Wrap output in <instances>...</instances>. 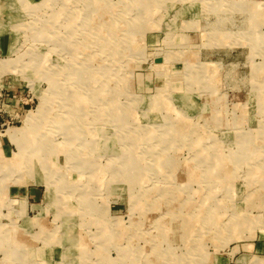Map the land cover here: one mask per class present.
<instances>
[{
  "label": "rangeland",
  "instance_id": "1",
  "mask_svg": "<svg viewBox=\"0 0 264 264\" xmlns=\"http://www.w3.org/2000/svg\"><path fill=\"white\" fill-rule=\"evenodd\" d=\"M0 85V264H264V0H0Z\"/></svg>",
  "mask_w": 264,
  "mask_h": 264
},
{
  "label": "built area",
  "instance_id": "2",
  "mask_svg": "<svg viewBox=\"0 0 264 264\" xmlns=\"http://www.w3.org/2000/svg\"><path fill=\"white\" fill-rule=\"evenodd\" d=\"M5 94V88L0 85V118L2 117L3 120H5L2 125L6 124V116L10 117L8 123L11 122H19L21 120L20 112L23 111L24 108H18L17 106H14L13 99L10 97V95ZM23 107L25 104H28L27 102L23 101ZM6 114V116H4Z\"/></svg>",
  "mask_w": 264,
  "mask_h": 264
},
{
  "label": "bare ground",
  "instance_id": "3",
  "mask_svg": "<svg viewBox=\"0 0 264 264\" xmlns=\"http://www.w3.org/2000/svg\"><path fill=\"white\" fill-rule=\"evenodd\" d=\"M30 6V5H29ZM131 39L132 40H136V37L135 36H133V35H131ZM73 50V49H72ZM40 55V54H39ZM39 58H40V56H39ZM95 81V80H94ZM78 94V93H77ZM79 95V94H78ZM178 95V94H177ZM177 97H179V96H177ZM192 99V98H191ZM263 102V101H262ZM46 103V102H45ZM264 105V104H263ZM48 106V105H47ZM264 107V106H263ZM46 110V109H45ZM35 119V118H34ZM37 119V118H36ZM24 135H25V133H24ZM9 136H11L12 138H13V140H15L16 139V136L14 135V134H12V133H10L9 134ZM44 149V148H43ZM206 157H211V156H206ZM85 160H86V158H85ZM159 165V164H158ZM217 171V170H216ZM214 178V177H213ZM213 212H214V210H213ZM16 246V245H15Z\"/></svg>",
  "mask_w": 264,
  "mask_h": 264
},
{
  "label": "crops",
  "instance_id": "4",
  "mask_svg": "<svg viewBox=\"0 0 264 264\" xmlns=\"http://www.w3.org/2000/svg\"><path fill=\"white\" fill-rule=\"evenodd\" d=\"M32 205H33V204H32ZM48 250H49V251L46 252L47 255H45V256L49 257V258H50V261L53 262V260L56 259V258H54L53 254L51 255V250H50V249H48ZM55 257H56V256H55ZM55 262H56V261L54 260L53 263H55ZM55 264H56V263H55Z\"/></svg>",
  "mask_w": 264,
  "mask_h": 264
},
{
  "label": "water",
  "instance_id": "5",
  "mask_svg": "<svg viewBox=\"0 0 264 264\" xmlns=\"http://www.w3.org/2000/svg\"><path fill=\"white\" fill-rule=\"evenodd\" d=\"M156 61L157 62H162V58H157Z\"/></svg>",
  "mask_w": 264,
  "mask_h": 264
}]
</instances>
